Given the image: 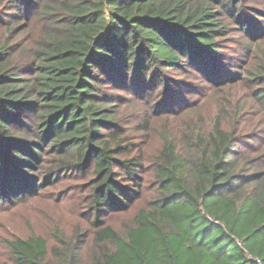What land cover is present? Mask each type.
I'll return each mask as SVG.
<instances>
[{
    "label": "trees",
    "instance_id": "1",
    "mask_svg": "<svg viewBox=\"0 0 264 264\" xmlns=\"http://www.w3.org/2000/svg\"><path fill=\"white\" fill-rule=\"evenodd\" d=\"M243 2L0 0V201L35 198L59 172L88 183L84 226L6 240L3 264H264V20ZM191 71L210 98L242 87L213 99L206 127L187 100L167 108ZM116 90H160V117L179 120L149 157ZM44 152L53 168L36 180Z\"/></svg>",
    "mask_w": 264,
    "mask_h": 264
},
{
    "label": "rangeland",
    "instance_id": "2",
    "mask_svg": "<svg viewBox=\"0 0 264 264\" xmlns=\"http://www.w3.org/2000/svg\"><path fill=\"white\" fill-rule=\"evenodd\" d=\"M247 6V11L256 10L257 14H254L255 19L258 23H262L264 17H260L264 14V0H244L243 2ZM263 12V13H260ZM229 23V22H227ZM231 31L228 33L227 39L224 40V46L226 48L221 49L222 54L227 59L234 58L238 52H240V45L235 41L234 38H238V30L235 28L234 24H228ZM232 39L233 42H232ZM239 49V50H238ZM239 63H244V59L239 57ZM183 76V74L177 75V77ZM179 82L188 81L187 86L181 90H173V99L168 103H171L167 108L177 109L182 106L183 101L189 102L186 107H192V116L194 119L192 122H197L198 126L206 127L208 120L214 107L217 106L216 101L220 100L222 92L214 91L212 92V98L209 97V84L205 82L199 73L191 71L189 75L184 78H178ZM207 86H206V85ZM232 89V91H231ZM225 88V99L227 98L230 102H234L235 96H241L242 87L233 86L232 88ZM238 90V91H236ZM179 91V93H178ZM236 91V93H234ZM150 90H144L143 98L138 95L133 94L127 95L121 90H116L114 92V104L117 105L118 116L122 119L125 125L135 124V128L131 129L130 132L139 146L145 151L147 157L152 155L158 147V135L157 131H163L165 126L168 129L176 128V119L171 117L166 121L163 116H170L171 113H161V110L157 111L158 101H160L161 95H157L160 90L155 93L150 94ZM228 92L229 94L227 95ZM179 96L178 101H176V94ZM188 93V94H187ZM164 95V97H167ZM163 98V97H162ZM171 99L170 97H167ZM213 99L216 100L213 102ZM180 100V101H179ZM233 100V101H232ZM183 107L182 109L186 108ZM180 109V111L182 110ZM163 110V109H162ZM179 111V110H177ZM148 113L153 124L148 129V134L150 139L148 142L144 141L143 135L141 133H147L144 130H139L136 128L139 119ZM200 119V121H199ZM179 121V120H178ZM129 122H133L129 124ZM42 163L36 169L34 175L36 180L38 178H44L48 169L53 168V156L47 152L43 153ZM86 178L80 177L77 173L72 171L59 172L56 180L50 185L45 184L38 190V196L31 199H23L21 201L17 200H5L0 201V264L5 263L8 260L9 252L5 246L6 240H15L18 238L25 239L31 235H38L50 240V231L54 227H59L65 230L67 233L73 227L74 224L82 223L83 217L82 213L85 210V204L87 199L88 183H86ZM149 188L146 189V193L149 195ZM121 221L118 219L115 223ZM117 225V224H116Z\"/></svg>",
    "mask_w": 264,
    "mask_h": 264
}]
</instances>
